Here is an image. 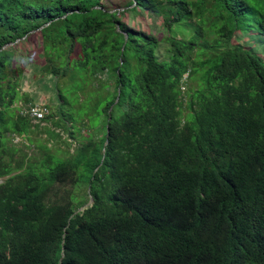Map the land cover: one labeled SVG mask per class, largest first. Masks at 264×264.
<instances>
[{"label":"trees","instance_id":"1","mask_svg":"<svg viewBox=\"0 0 264 264\" xmlns=\"http://www.w3.org/2000/svg\"><path fill=\"white\" fill-rule=\"evenodd\" d=\"M105 1L0 0V264H264V0ZM34 43L57 126L97 99L66 156L14 142L45 120L16 106Z\"/></svg>","mask_w":264,"mask_h":264},{"label":"rangeland","instance_id":"2","mask_svg":"<svg viewBox=\"0 0 264 264\" xmlns=\"http://www.w3.org/2000/svg\"><path fill=\"white\" fill-rule=\"evenodd\" d=\"M105 5L108 7H116L118 5V0H107L105 1ZM126 22L130 23L131 26L136 27L139 30L146 31L147 33H153L157 37H162L166 35V29L164 28V23L162 18L156 16H150L146 12L139 11L137 13L128 14L124 19ZM39 41V39H37ZM246 43L248 47L254 49L258 54L262 55L264 58V36L259 35L257 32L253 34H249L246 39ZM36 45V47H34ZM40 44L34 43L31 47H25L21 50L17 51V57L21 56V53L24 54L23 63L30 64L26 66V78L24 80L21 94L23 98L20 99L16 106L19 108V112L22 111V108H28L31 105V102H27L26 97L31 99L32 103L42 106L45 108L46 115L49 117V120L44 121H35L42 122L39 126H35L33 132L29 135V139L27 137H16L14 142L19 145H30L35 155H39L40 151L37 145H48L52 148L51 152L53 154H59L61 156H66L68 153H74L76 149L82 143H86L90 138L96 139V135L94 128L91 127V124H94L96 120H91L90 115L95 114L94 107L96 106V100L93 101L90 98H87L85 93L80 94V101L78 103L76 99L70 105H67L65 108L67 113H71L74 115L75 120L74 125L75 129H70V131L66 130L64 125L57 126L61 119L59 103L56 99L55 91H48L40 83L39 79L34 76V66L31 64L29 58H34L35 60L39 59V52L41 51ZM33 46V47H32ZM28 53V56H27ZM188 73L185 75L182 85L183 90L186 92L188 85L184 86L187 82ZM193 84V83H192ZM98 88V85H96ZM96 88V87H95ZM54 90V85H53ZM93 90V86L87 88V91ZM79 93V92H78ZM75 97V96H74ZM88 99L87 104H84V100ZM186 98V97H185ZM91 101V102H90ZM92 103V106L89 105ZM35 106V105H34ZM94 106V107H93ZM93 107V108H92ZM92 108V111H90ZM187 114V109H185V115ZM68 117V115H67ZM66 117V118H67ZM69 118V117H68ZM67 118V119H68ZM80 118L82 121L79 123ZM57 121V122H56ZM57 123V124H56ZM70 124L69 126H71ZM57 132L59 133L60 138L57 140L53 139V136ZM71 133H74L75 137L72 136ZM2 182V180H0ZM85 191V189H84ZM91 202V201H90ZM89 205V204H88ZM87 206V205H86ZM85 206V207H86ZM83 207L81 210H83Z\"/></svg>","mask_w":264,"mask_h":264},{"label":"built area","instance_id":"3","mask_svg":"<svg viewBox=\"0 0 264 264\" xmlns=\"http://www.w3.org/2000/svg\"><path fill=\"white\" fill-rule=\"evenodd\" d=\"M30 110H31V115L36 120H42L46 116L45 108H42L40 106H34Z\"/></svg>","mask_w":264,"mask_h":264},{"label":"bare ground","instance_id":"4","mask_svg":"<svg viewBox=\"0 0 264 264\" xmlns=\"http://www.w3.org/2000/svg\"><path fill=\"white\" fill-rule=\"evenodd\" d=\"M186 75V74H185ZM185 77V76H184ZM187 79H188V77H187ZM183 88V87H182ZM34 105L35 106H38V105H36V104H34V103H31V105L28 107V108H26V109H23V111H20V113H23L22 115H29L32 119H35L32 115H31V108L32 107H34ZM40 107H42V106H40ZM42 108H44V107H42ZM47 118V115L42 119V120H44V119H46ZM93 203V200H91V202H90V204H92ZM89 205H87L85 208H87Z\"/></svg>","mask_w":264,"mask_h":264},{"label":"water","instance_id":"5","mask_svg":"<svg viewBox=\"0 0 264 264\" xmlns=\"http://www.w3.org/2000/svg\"><path fill=\"white\" fill-rule=\"evenodd\" d=\"M33 32H35V31H33Z\"/></svg>","mask_w":264,"mask_h":264}]
</instances>
